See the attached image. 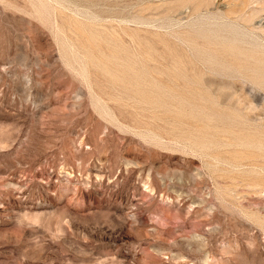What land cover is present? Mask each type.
<instances>
[{
  "label": "rangeland",
  "instance_id": "1",
  "mask_svg": "<svg viewBox=\"0 0 264 264\" xmlns=\"http://www.w3.org/2000/svg\"><path fill=\"white\" fill-rule=\"evenodd\" d=\"M0 264H264V0H0Z\"/></svg>",
  "mask_w": 264,
  "mask_h": 264
}]
</instances>
